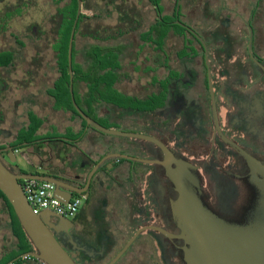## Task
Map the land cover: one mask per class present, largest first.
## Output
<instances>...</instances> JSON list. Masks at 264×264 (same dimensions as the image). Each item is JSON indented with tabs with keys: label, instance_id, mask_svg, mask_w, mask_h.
Masks as SVG:
<instances>
[{
	"label": "flooded vegetation",
	"instance_id": "1",
	"mask_svg": "<svg viewBox=\"0 0 264 264\" xmlns=\"http://www.w3.org/2000/svg\"><path fill=\"white\" fill-rule=\"evenodd\" d=\"M29 1L0 0V29L7 34L0 45L13 48L7 49L13 55L4 59L7 65L0 67V161L14 174L48 176L84 189L91 168L107 154L93 157L80 145L82 135H62L56 114L66 119L64 130L81 127L70 120L67 101L58 95L59 87L67 88L72 107L67 62L61 74L58 59L44 56L45 34L38 25L15 29ZM81 5L79 15L90 17L88 30L100 24L103 39L86 41L77 34L72 40V97L75 102L79 90L93 96L99 79L105 92L97 107L75 102L77 107L117 113L138 133L159 140L194 167L203 202L212 212L243 222L255 190L242 154L264 165V72L255 63L264 67V0H84V9ZM31 40L41 49L38 58ZM52 67L57 71L46 72ZM34 81H41V88L31 90ZM110 90L149 97L144 100L148 107L131 111L111 105ZM30 114L40 122L33 131ZM112 141L122 144V152L135 149L128 141ZM142 144L140 156L112 153L158 160L156 148ZM117 175V209L99 213L95 206L103 203L104 190ZM228 192L231 203L220 198ZM79 196L72 218L60 216L62 225L49 222L54 239L76 264H107L137 230L148 227L165 234L142 230L113 264H186L169 207L175 194L158 165L107 159Z\"/></svg>",
	"mask_w": 264,
	"mask_h": 264
},
{
	"label": "water",
	"instance_id": "2",
	"mask_svg": "<svg viewBox=\"0 0 264 264\" xmlns=\"http://www.w3.org/2000/svg\"><path fill=\"white\" fill-rule=\"evenodd\" d=\"M80 5L81 0H76L75 15L66 47L69 74L68 90L74 111L87 127L101 134L149 143L156 148L158 160L139 159L119 153L107 154L91 168L86 178L85 188L80 190L48 176L14 174L0 161V193L12 208L18 225L33 248V251L24 254V256H30L44 264H76L49 231V228H53L49 223L52 219L56 225L63 224L59 219L61 217L49 211H43L38 215L33 214L22 194L19 181L35 179L49 182L55 187L56 197L61 203H65L72 197V193L79 196L87 189L90 179L100 163L110 158H121L141 164H156L171 183L175 196L169 201V207L178 230L175 238L182 241L183 258L186 264H264L263 164L242 154L248 165V179L255 190V198L247 210L243 222L229 221L216 215L203 202L199 178L194 167L173 156L159 140L140 133L105 128L89 119L77 107L71 91L70 62L73 34L80 13ZM255 63L264 72V67ZM208 87L212 96L210 84ZM212 109L214 110L213 103ZM144 229H154L165 234L163 230L156 227L137 230L107 264H113ZM17 258L6 264H11Z\"/></svg>",
	"mask_w": 264,
	"mask_h": 264
},
{
	"label": "trees",
	"instance_id": "3",
	"mask_svg": "<svg viewBox=\"0 0 264 264\" xmlns=\"http://www.w3.org/2000/svg\"><path fill=\"white\" fill-rule=\"evenodd\" d=\"M33 1L30 0L29 4ZM51 6H53L54 12L49 15L48 17V25L49 28L47 32H45V49L49 48L52 53L53 59H58L59 66V72L63 74L66 72L65 70V60H66V47H67V41H68V35L69 30L72 24V21L74 19L75 15V9H76V0H48ZM82 5L81 9H84V0H81ZM96 13V10L95 12ZM84 15L80 14L77 23L74 30L73 35V41L77 34L81 35L82 37H86L91 40L101 41L103 39L102 32L99 31L101 28L99 27L100 24L96 25L93 30H88L86 21L89 19ZM1 25V24H0ZM4 25V24H3ZM99 29V30H98ZM117 30V29H116ZM5 28L0 29V41H6V35L5 34ZM31 40L29 47L34 50V57L38 58L40 48L32 43ZM73 45V44H72ZM11 50L13 48L6 47L4 45H0V67L7 65V61H5V58L12 57L13 55L8 52V50ZM93 47L90 46L89 50L85 49L83 57H88L87 53L92 50ZM71 53L73 54V49H71ZM53 63V61H52ZM37 68V67H36ZM56 68V66H55ZM57 69V68H56ZM52 67L50 72H56L57 70ZM35 69H31L30 72L34 73ZM28 83V82H27ZM26 83V84H27ZM97 86H94L93 93L94 95L90 97V95L84 94L82 90H79V95L75 96V102L80 106L90 107L91 105L95 104L100 105L102 102H104V81L102 79H99L96 81ZM64 88V89H63ZM48 92L51 90H47ZM59 93L61 100L65 99L67 101V111H69L70 114V120H73V122H78L81 127L79 132H73L72 129L67 128L63 130L62 135L67 137H76L79 138L83 129L86 128L85 123L79 118V116L75 113V111L70 106V103L68 101V95L66 93L67 88L65 87H59ZM149 97H144L143 99H139L135 96H128L126 94L118 93L115 90H110V103L111 105H118L122 107V109H127L133 111L136 107L139 110H142L144 107H148L144 103V100H149ZM119 99V101H118ZM91 109V108H90ZM81 110L85 116H87L89 119L95 121L99 125L108 128V129H114V130H120V131H126V132H137L134 129L133 124H126V122H123L121 119V116L117 113H110L109 115H103L102 113L98 112L96 109L94 110ZM128 114L131 112H127ZM30 118L35 122L34 126L32 127L31 131L34 130L35 127H38L40 125V122L30 114ZM89 130L94 131L95 133L101 134L95 130H93L90 127H87ZM138 133V132H137ZM104 135V134H101ZM113 137V136H112ZM112 139L116 140H124L130 142L135 149L132 150L130 148L128 149V152H122L121 149H118L122 147V144H119L118 147L111 148L110 151L105 152V154H109L111 152H116L118 149V152L121 153H128L130 155H136L140 156V154L145 152V148L143 147V142L131 140V139H124V138H118L113 137ZM134 151V152H133ZM103 154V155H105ZM0 214L2 215V218L0 219V235L6 234V237H3L0 241V264H6L12 259L17 258L12 264H36L37 261H35L32 258H26L24 257V254L33 251V248L26 238L25 234L23 233L22 229L18 225V222L14 216V213L12 211V208L4 198V196L0 193Z\"/></svg>",
	"mask_w": 264,
	"mask_h": 264
},
{
	"label": "built area",
	"instance_id": "4",
	"mask_svg": "<svg viewBox=\"0 0 264 264\" xmlns=\"http://www.w3.org/2000/svg\"><path fill=\"white\" fill-rule=\"evenodd\" d=\"M20 188L31 212L35 215L49 211L57 216L72 218L81 205L82 199L78 195H73L67 202L61 203L54 193V185L46 181L25 179L21 181ZM24 257L31 258L27 255ZM36 264L44 263L37 261Z\"/></svg>",
	"mask_w": 264,
	"mask_h": 264
},
{
	"label": "rangeland",
	"instance_id": "5",
	"mask_svg": "<svg viewBox=\"0 0 264 264\" xmlns=\"http://www.w3.org/2000/svg\"><path fill=\"white\" fill-rule=\"evenodd\" d=\"M33 2L29 4L28 8H27V12L25 13V15L20 19V20H15L13 25L14 27H16L15 29H25V31H28L29 29H32L34 26H39L40 31L47 32L49 25H48V17L50 14H52L54 12L53 6L50 5V3L48 2V0H32ZM30 31V30H29ZM45 40V37H44ZM81 39L78 40L77 42V46L78 44H80ZM33 54V52L30 50L29 51V56H31ZM44 56L46 58L50 57L52 58V53L51 50L49 48H47L45 50ZM46 72H50L49 70H47ZM49 77H46V81L49 80ZM33 88H41V81H34L32 86H31V90H33ZM17 98V96H16ZM42 100V99H41ZM42 114V113H41ZM44 114L46 115H50L47 111L44 112ZM55 115V114H52ZM56 118L57 121L59 122V125L61 124V129L64 130V125H66V119L64 118V116H62L60 113L56 114ZM128 124V123H126ZM88 131V136H91V134L94 137L93 141H96L95 139L98 138L101 140H108L113 138L112 136H108V135H101L98 133H95L92 130H87ZM91 142V139H89V143ZM220 198L224 201V202H228L231 203V201L233 199H230L231 193L228 192L226 194L221 193L220 194ZM222 211H226L225 208L222 209ZM2 218V215L0 214V219Z\"/></svg>",
	"mask_w": 264,
	"mask_h": 264
},
{
	"label": "crops",
	"instance_id": "6",
	"mask_svg": "<svg viewBox=\"0 0 264 264\" xmlns=\"http://www.w3.org/2000/svg\"><path fill=\"white\" fill-rule=\"evenodd\" d=\"M18 114L21 113L20 110H18ZM72 131L73 132H79L80 131V128L77 126V127H73L72 128ZM82 136L80 137L79 139V143L82 147H85V148H89V152H90V155L93 156V157H97L99 155H103L105 154V152L107 151H110L111 148H114V147H118V142L117 141H112V138L111 139H108V140H101L98 138H96L95 140L96 141H93L94 140V137L96 136H93L91 134V136H88V131L87 130H83L82 131ZM89 139H91V142L89 143ZM112 153V152H111ZM114 164H116V169L119 170V165L116 163V161H113ZM114 183L112 182L110 185L107 184L106 186V190H104V201L102 204H98V206H95V208L97 210H101L99 213H105L106 212H111V210H116V206H117V201L119 200V197H120V187H119V182H120V177L117 175L114 177ZM7 235L6 234H2L0 235V241L2 240L3 237H6ZM14 262V261H13ZM12 262V263H13ZM11 263V264H12ZM22 264V263H21Z\"/></svg>",
	"mask_w": 264,
	"mask_h": 264
}]
</instances>
